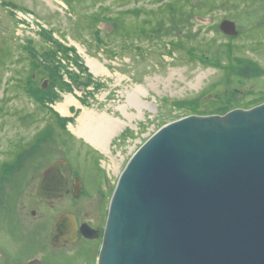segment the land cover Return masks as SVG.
I'll use <instances>...</instances> for the list:
<instances>
[{
    "label": "rangeland",
    "instance_id": "obj_1",
    "mask_svg": "<svg viewBox=\"0 0 264 264\" xmlns=\"http://www.w3.org/2000/svg\"><path fill=\"white\" fill-rule=\"evenodd\" d=\"M224 20L237 37L220 30ZM89 60L110 76H94ZM66 95L124 123L110 156L71 130L81 108L55 109ZM263 103L264 0H0V156L27 149L20 137L35 142L50 126L32 153L46 145L57 159L63 145L72 148L91 192L72 209L91 213L101 201L102 226L121 172L159 129Z\"/></svg>",
    "mask_w": 264,
    "mask_h": 264
},
{
    "label": "water",
    "instance_id": "obj_2",
    "mask_svg": "<svg viewBox=\"0 0 264 264\" xmlns=\"http://www.w3.org/2000/svg\"><path fill=\"white\" fill-rule=\"evenodd\" d=\"M219 28L240 34L231 20ZM63 185L57 165L44 188ZM56 230L60 241L78 233L75 219ZM97 264H264V103L151 136L119 176Z\"/></svg>",
    "mask_w": 264,
    "mask_h": 264
},
{
    "label": "flooded vegetation",
    "instance_id": "obj_3",
    "mask_svg": "<svg viewBox=\"0 0 264 264\" xmlns=\"http://www.w3.org/2000/svg\"><path fill=\"white\" fill-rule=\"evenodd\" d=\"M51 131L48 125L40 128L35 133L36 141ZM24 140L20 137L27 149L2 148L0 156V264H97L106 225L102 226L96 215L103 212L102 202L95 201L93 196L98 199L101 193L90 194L95 201L91 213L80 206L72 209L74 202L90 192L83 182L82 171L71 162L72 148L63 145L61 157L53 159L54 155L49 153L55 148L41 145L38 152L32 153L38 148L36 141ZM25 151L29 153L27 157ZM57 165L64 185L60 191L56 186L45 189V177ZM63 218L70 226L75 219L78 233L74 241L56 239L57 224ZM84 227L93 230L92 238L83 234ZM85 250L90 255H84Z\"/></svg>",
    "mask_w": 264,
    "mask_h": 264
},
{
    "label": "bare ground",
    "instance_id": "obj_4",
    "mask_svg": "<svg viewBox=\"0 0 264 264\" xmlns=\"http://www.w3.org/2000/svg\"><path fill=\"white\" fill-rule=\"evenodd\" d=\"M89 67L94 76L107 77L111 74L104 65L98 64V62L95 60H89ZM140 91L141 89L138 88L135 91L134 96H136L137 92ZM131 100H133L132 97ZM73 105L79 109L81 108L83 112L77 119V125L74 126L71 124V130L80 138H84L93 147L110 156L111 141L116 134L120 124L124 123L121 120H115L107 113L98 116L95 111H89L83 108L81 104L71 95H66L64 102L58 104L55 109L61 115L69 116L71 107Z\"/></svg>",
    "mask_w": 264,
    "mask_h": 264
},
{
    "label": "trees",
    "instance_id": "obj_5",
    "mask_svg": "<svg viewBox=\"0 0 264 264\" xmlns=\"http://www.w3.org/2000/svg\"><path fill=\"white\" fill-rule=\"evenodd\" d=\"M150 23H151V22H150ZM158 23H160L161 25H163L161 21H160V22H158ZM58 121H59V120H58Z\"/></svg>",
    "mask_w": 264,
    "mask_h": 264
}]
</instances>
